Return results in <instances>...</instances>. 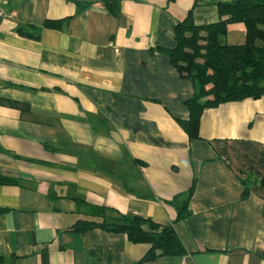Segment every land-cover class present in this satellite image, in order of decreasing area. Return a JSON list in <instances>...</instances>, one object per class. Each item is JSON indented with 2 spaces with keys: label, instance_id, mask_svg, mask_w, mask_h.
Instances as JSON below:
<instances>
[{
  "label": "crops",
  "instance_id": "crops-1",
  "mask_svg": "<svg viewBox=\"0 0 264 264\" xmlns=\"http://www.w3.org/2000/svg\"><path fill=\"white\" fill-rule=\"evenodd\" d=\"M3 1L0 264H264V97L204 110L190 140L195 85L168 57L178 21L231 0ZM101 207L171 226L185 254L140 263L146 244L72 230Z\"/></svg>",
  "mask_w": 264,
  "mask_h": 264
},
{
  "label": "trees",
  "instance_id": "trees-1",
  "mask_svg": "<svg viewBox=\"0 0 264 264\" xmlns=\"http://www.w3.org/2000/svg\"><path fill=\"white\" fill-rule=\"evenodd\" d=\"M172 1V0H170ZM121 0H105L113 15H117ZM220 20L208 25H197L191 11L178 21L173 30L174 48L168 52L171 66L181 78L195 85L192 97L184 102L188 111L185 121L178 124L190 140L199 139L200 118L204 110L264 97V0H231L217 4ZM242 25L244 42L231 44L226 40L231 25ZM56 21L45 22L56 27ZM16 183L0 176V184ZM188 191L185 203L174 201L176 221L187 216ZM246 191L242 193V197ZM94 221H78L72 230L84 232L100 229L124 234L132 244H146L149 250L140 263L164 257H181L184 248L171 226H162L151 219L115 213L106 208H92Z\"/></svg>",
  "mask_w": 264,
  "mask_h": 264
},
{
  "label": "built area",
  "instance_id": "built-area-1",
  "mask_svg": "<svg viewBox=\"0 0 264 264\" xmlns=\"http://www.w3.org/2000/svg\"><path fill=\"white\" fill-rule=\"evenodd\" d=\"M5 3H6L5 1L0 0V20L4 17L3 5H4Z\"/></svg>",
  "mask_w": 264,
  "mask_h": 264
}]
</instances>
